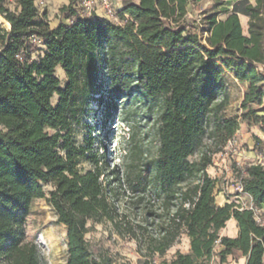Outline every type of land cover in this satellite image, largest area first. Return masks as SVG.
<instances>
[{
  "label": "trees",
  "instance_id": "1",
  "mask_svg": "<svg viewBox=\"0 0 264 264\" xmlns=\"http://www.w3.org/2000/svg\"><path fill=\"white\" fill-rule=\"evenodd\" d=\"M81 1L62 5L61 20L51 28L34 0H14V9L0 0V17L8 23H0V264H39L37 244L25 239L35 198L65 226V264H107L93 257L84 238L88 221L118 215L104 182L105 156L76 143L74 127L85 94H102L108 108L133 83L157 106L154 182L162 201L174 206L153 251L163 255L180 234L189 238L187 253L158 264H210L215 257L219 264H229L228 257L264 264V210L262 219L256 212L264 209V166L237 169L254 206L243 208L215 202L209 153L189 159L203 137L218 141L217 153L238 129L237 117L224 115L228 92L217 58L264 68V0H236L229 7L214 0L198 21L188 13L200 0H122L117 22L87 15ZM241 16L247 17L245 30ZM39 44L42 54L31 59ZM123 142L127 157L129 132ZM230 219L235 237L220 234Z\"/></svg>",
  "mask_w": 264,
  "mask_h": 264
},
{
  "label": "rangeland",
  "instance_id": "2",
  "mask_svg": "<svg viewBox=\"0 0 264 264\" xmlns=\"http://www.w3.org/2000/svg\"><path fill=\"white\" fill-rule=\"evenodd\" d=\"M122 0H109L116 13ZM214 0H200L197 10L188 13L189 19L199 20L200 11L209 8ZM225 6H231L236 0H221ZM252 2L254 0H251ZM62 0H54L62 4ZM98 2V1H97ZM39 3V2H38ZM11 9L15 8L14 0H7ZM38 11L44 10V4H38ZM84 9V13L85 8ZM104 6L98 2L91 13ZM226 15L221 14L223 19ZM105 18V17H104ZM117 22V20H113ZM8 28V23L0 22ZM245 30L244 20L241 19ZM31 59L42 54L41 44ZM217 61L224 68L227 84L228 104L224 111L226 117H237L239 126L230 142L217 153L218 141L205 136L189 158L197 160L204 151L211 156V164L206 171L215 180L214 199L216 203L222 197L228 200L239 192L240 180L237 169L249 163L264 166V68L247 64L245 67L233 65L225 57ZM62 85L65 76L61 66L56 69ZM102 94L87 93L80 104V122L75 125L74 141L88 147L98 157L105 156L107 171L104 182L110 190V201L118 215L114 221H88V231L84 235L94 258H103L107 264H158L162 260L170 261L177 251L187 253L189 238L180 234L178 239L163 255L153 251L161 230L167 223L174 206L162 201V194L154 182L155 158L159 143L157 141V106L144 98L136 83L132 84L124 97L116 100L108 108L103 107ZM221 95H218V100ZM54 95L52 102L55 104ZM128 132L132 135L133 147L125 157L123 147ZM45 192L51 188L46 184ZM236 199V198H235ZM176 201L173 202V204ZM175 205V204H174ZM26 217L25 239L38 246L39 264H65L66 238L65 226L57 223L52 207L43 199L31 201ZM264 209L256 210L259 216ZM233 225L227 222L221 229L223 235H231ZM229 264H241V257L231 260ZM210 264H219L215 257Z\"/></svg>",
  "mask_w": 264,
  "mask_h": 264
},
{
  "label": "crops",
  "instance_id": "3",
  "mask_svg": "<svg viewBox=\"0 0 264 264\" xmlns=\"http://www.w3.org/2000/svg\"><path fill=\"white\" fill-rule=\"evenodd\" d=\"M42 1V4H44V10H46V18L48 19V22H49V26L51 28H54L57 26V24L60 22V17H59V14H58V10L59 8L62 6V5H67L68 4V0H62V4H55L53 3L54 0H34V4L36 5L37 9H38V2ZM120 8V6L118 7V9ZM117 9V10H118ZM39 10V9H38ZM103 14L101 9H98L96 11V17L98 18H104ZM240 19H243L244 20V23H245V28H246V25H247V17L245 16H241ZM235 198L234 200L231 199H227V198H224L222 197V200H220L219 203H217L218 205H223L225 203H231V202H236L238 203L239 205L243 204V203H246V205L248 207H250V205L253 206V203L251 201V197H249L248 195L246 194H241V195H234ZM228 222H230L232 225H233V231H232V234L229 235L231 237H235L237 235V226H236V221H234L233 219H230ZM223 229V228H222ZM221 231V230H220ZM221 234V233H220ZM241 264H244L245 262V258L244 257H241Z\"/></svg>",
  "mask_w": 264,
  "mask_h": 264
},
{
  "label": "built area",
  "instance_id": "4",
  "mask_svg": "<svg viewBox=\"0 0 264 264\" xmlns=\"http://www.w3.org/2000/svg\"><path fill=\"white\" fill-rule=\"evenodd\" d=\"M97 1L100 2L104 6V9H105L104 10L105 11L104 17L105 18H108V19H110L112 21L113 20H117L116 14L114 13L113 9L110 6L109 0H82L81 1V3H82L81 5L85 8V11H86L87 15L91 14V12L94 10V5H95V3H98ZM38 4L41 5L42 1H40ZM20 59L23 60L22 57H20ZM230 141L231 140H229L228 142H230ZM243 187H244L243 184L240 182L238 190H239L240 193L246 194L243 191ZM246 195H248V194H246ZM241 207H243V208H252L254 206L250 205V207H248L246 205V203H243V204H241Z\"/></svg>",
  "mask_w": 264,
  "mask_h": 264
},
{
  "label": "bare ground",
  "instance_id": "5",
  "mask_svg": "<svg viewBox=\"0 0 264 264\" xmlns=\"http://www.w3.org/2000/svg\"><path fill=\"white\" fill-rule=\"evenodd\" d=\"M0 22H3V19L0 17Z\"/></svg>",
  "mask_w": 264,
  "mask_h": 264
}]
</instances>
